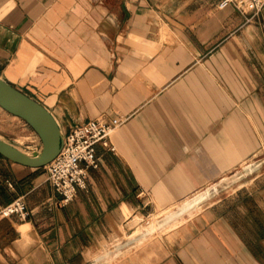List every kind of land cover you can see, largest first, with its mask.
<instances>
[{"label":"crops","instance_id":"0c3cea01","mask_svg":"<svg viewBox=\"0 0 264 264\" xmlns=\"http://www.w3.org/2000/svg\"><path fill=\"white\" fill-rule=\"evenodd\" d=\"M217 2L0 0L2 77L63 132L89 117L120 119L115 149L97 144L87 186L62 206L45 165L0 153V205L22 195L28 208L0 216V264L259 258L256 238L219 206L228 194L212 188L264 142V8Z\"/></svg>","mask_w":264,"mask_h":264},{"label":"rangeland","instance_id":"374dc122","mask_svg":"<svg viewBox=\"0 0 264 264\" xmlns=\"http://www.w3.org/2000/svg\"><path fill=\"white\" fill-rule=\"evenodd\" d=\"M261 112L264 111L258 109V113ZM257 118V129L264 131V116ZM0 136L28 152L38 146V141L41 142L37 132L24 118L1 105ZM246 164H251V167L246 168ZM226 175L231 176L230 180L224 186L213 187L212 193L220 197L228 194L219 206L228 211L230 218L244 231L245 238H256L259 258H245L242 263L264 264V142H260L255 153L244 157Z\"/></svg>","mask_w":264,"mask_h":264},{"label":"built area","instance_id":"2783aa9c","mask_svg":"<svg viewBox=\"0 0 264 264\" xmlns=\"http://www.w3.org/2000/svg\"><path fill=\"white\" fill-rule=\"evenodd\" d=\"M228 5L243 10L249 6L253 13L264 8V0H218L217 6L223 8ZM120 123V119H104L103 117H89L73 124L63 132V140L57 155L45 164L46 178L60 194L56 204H67L73 199L79 188L87 186L88 168L98 165L96 146L98 143L114 150L115 145L111 134ZM27 203L22 195L0 205V216L16 215L26 217Z\"/></svg>","mask_w":264,"mask_h":264},{"label":"water","instance_id":"95a60500","mask_svg":"<svg viewBox=\"0 0 264 264\" xmlns=\"http://www.w3.org/2000/svg\"><path fill=\"white\" fill-rule=\"evenodd\" d=\"M0 105L24 118L40 137V150L28 152L0 137V153L31 166L45 165L60 150L63 131L52 112L39 100L0 75Z\"/></svg>","mask_w":264,"mask_h":264},{"label":"bare ground","instance_id":"6f19581e","mask_svg":"<svg viewBox=\"0 0 264 264\" xmlns=\"http://www.w3.org/2000/svg\"><path fill=\"white\" fill-rule=\"evenodd\" d=\"M1 138H3V137H1ZM245 167L246 168H249V167H251V164H246ZM206 192H207V190H205L203 192H199L192 200L183 202V204L181 205L182 210L183 211H186L189 208L193 207L196 204L197 200H199L202 197H204V195L206 194ZM156 225H157V222H153V226L156 227Z\"/></svg>","mask_w":264,"mask_h":264}]
</instances>
